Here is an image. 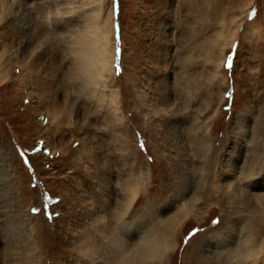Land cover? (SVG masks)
<instances>
[{
    "label": "rangeland",
    "instance_id": "374dc122",
    "mask_svg": "<svg viewBox=\"0 0 264 264\" xmlns=\"http://www.w3.org/2000/svg\"><path fill=\"white\" fill-rule=\"evenodd\" d=\"M168 224L145 264L264 257V0H0V264H112Z\"/></svg>",
    "mask_w": 264,
    "mask_h": 264
},
{
    "label": "bare ground",
    "instance_id": "6f19581e",
    "mask_svg": "<svg viewBox=\"0 0 264 264\" xmlns=\"http://www.w3.org/2000/svg\"><path fill=\"white\" fill-rule=\"evenodd\" d=\"M98 15L99 14L97 15L95 14L92 17V20L90 24L87 26V28L82 32H80L77 35L76 39L74 38L76 43L74 53L76 56L77 64L79 65L81 71L86 75L88 82L92 85L99 84L103 80H106V78L109 77V75L111 76L114 73L113 64H114L115 51L113 49L111 42L113 21L110 20L108 26L107 25L102 26V24H100ZM169 226H170L169 224L166 225L161 230V233L156 232L157 233L156 235H153L151 237L145 236L146 238L143 237L144 236L143 234H142L143 236H141L140 233L141 231H138L137 234L135 235L136 237L139 238V241L137 244L135 243L136 240L134 241L133 244L136 245L132 250L133 252L131 251L132 252V253L130 252L131 254L130 253L128 254L126 252L123 254L121 252L122 255H118L117 258L113 259L114 262H112V264H145L146 258L148 259V256L151 255V253H153L154 251H156V249L159 248V246L162 243H164V245H168L171 243L173 239L172 237L173 230L170 232ZM250 242L251 240L248 236L245 239V243H244L245 248L240 247V251L243 257L244 256L247 258L249 257V259L246 260L248 261V263L251 264L255 262L254 259L260 258L264 260V257L261 258L260 254L257 251L252 252L253 250H251L248 246H246ZM227 254L228 255L224 258L223 262L220 264H233L232 261L234 258H236V256L233 255V252L231 251H229V253Z\"/></svg>",
    "mask_w": 264,
    "mask_h": 264
}]
</instances>
